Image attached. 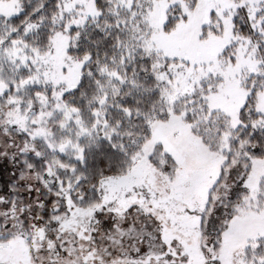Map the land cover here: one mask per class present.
I'll return each instance as SVG.
<instances>
[{
	"label": "rangeland",
	"instance_id": "rangeland-1",
	"mask_svg": "<svg viewBox=\"0 0 264 264\" xmlns=\"http://www.w3.org/2000/svg\"><path fill=\"white\" fill-rule=\"evenodd\" d=\"M2 1L0 121L12 119L15 131L8 129V134L18 131L24 123L22 119H27L31 126L41 117L45 118L42 95H31L41 104L38 109L28 100L23 106L18 105L19 95H25L28 89L50 88L60 98L80 82L82 75L88 73L93 77L102 63L80 57L79 39L92 25L102 24L105 42L116 52L112 58L103 55L101 61L112 67L106 66L110 73L96 85L103 89L102 96L108 95L109 100H103L98 106L94 100L88 103L93 110L88 112L90 129L81 126L79 117L71 116L70 111L45 123V128L55 123L57 132L67 134L71 126H75L73 141L66 152L68 149L70 153L80 155L83 152L80 138L84 135L93 138L95 129L105 124L111 113L107 104L118 105L120 102L121 91L116 86L120 79L119 65H123L125 59H135L142 70L149 66L152 81L148 84L152 94L156 95L157 91V101L149 112L154 142L162 145L179 166V179L172 180L170 186H166L169 182L151 168L154 176L150 179L157 186L162 185V197L155 192V186L145 184L142 172L131 170L122 176L120 188L116 186L118 183H112L106 189L104 203L114 201L117 205L119 202L127 207V212L114 213L115 216L105 212L102 228L89 229L84 234L68 228L57 231L55 264H138L134 259L135 249L152 243L159 225H164L165 238L179 237L189 248L202 243L199 233L191 227V217L186 209L196 208L198 203L202 206V195L210 184V174L218 169V160L216 153L203 142L196 125L201 118L207 119L213 109L220 114V119L229 114L235 121L242 102L241 93L245 91L242 81L259 63L255 42L264 39L257 34L264 33V28L260 27V20L264 19L262 0H105L108 4L106 12L97 7L95 0H61L60 8L55 10L48 24L53 29V36L44 46L30 37L31 30L40 25L33 18L36 9L21 22L16 20L23 11V4L31 0ZM250 15L254 17L257 33L249 27ZM100 18L105 19L100 21ZM140 58H144L146 64ZM12 84L16 87L14 91L10 87ZM258 95L264 100V94ZM139 103L142 105L144 101L140 99ZM47 107L53 110L60 107V103L55 100ZM192 113H195V119L190 115ZM70 117L74 120L72 123ZM36 132L42 135L44 131L36 128ZM132 134L133 140H137L138 133ZM246 135V130L240 131V140L233 149L236 167L241 170L245 165L250 166V155L254 151ZM241 141L246 142L245 147L249 149L248 159L242 154ZM57 144L63 147V140ZM136 156L142 163H149L140 158L142 154ZM249 179L253 184L264 179V160L260 171H250ZM78 210L74 208V211ZM240 212L238 223L241 229H247L259 223L264 208L257 212L253 205ZM92 214L96 215L95 212ZM47 256L39 249L29 247L20 264H44ZM92 256L95 261L90 258ZM9 257H16L14 248L9 251Z\"/></svg>",
	"mask_w": 264,
	"mask_h": 264
},
{
	"label": "trees",
	"instance_id": "trees-1",
	"mask_svg": "<svg viewBox=\"0 0 264 264\" xmlns=\"http://www.w3.org/2000/svg\"><path fill=\"white\" fill-rule=\"evenodd\" d=\"M95 2L100 10L107 11L108 4L105 0ZM60 6L61 0H31L23 4V11L17 15L16 20L21 22L36 9L33 18L40 25L31 30L30 37L44 46L53 36V29L48 25L49 20ZM104 19L100 18V21ZM102 26L92 25L79 39L80 57L102 63L93 77L88 73L82 75L80 82L65 91L60 98L50 88L28 89L25 95H19L21 101H17L18 105L23 106L28 100L35 109L40 108L41 104L46 106V119L43 116L31 126L27 119H22L24 123L20 128L16 126L18 131L14 134H8V129L15 131L10 121L12 119L0 121V218H5L14 226L5 229L4 223L0 222V260L4 264H20L26 256V248L29 247L37 248L48 255L44 264H55L58 254L55 243L57 231L68 228L84 234L89 229L102 228L101 220L105 212L110 216H115L114 213L123 214L127 207L118 201L117 205L114 201L104 203L105 193L112 183H118L116 186L120 188L119 179L131 170L142 172L145 184L149 187L155 186V192L161 197L164 196L162 185L157 186L151 181L154 176L151 168L169 182L166 186H170L172 180L179 179V166L168 151L153 139L154 127L149 120V112L157 101V91L156 95L152 94V87L148 84L152 81V76H149L150 68L147 65L146 70H142L135 59H125V63L119 65L120 79L116 86L121 91L120 102L118 105L107 104L111 113H108L105 124L97 128L98 133L95 129L93 138L86 135L80 138L79 142L83 145L80 155L70 153L68 149L66 152V148L73 141L75 126H71L67 134L57 132L55 123L45 128V123L52 122L65 111H70L71 116L79 117L81 126L90 129L88 112L93 110L88 107V103L94 100L98 106L103 100H109L108 95L102 96L103 89L96 84H100L105 74L110 73L106 66L109 69L112 67L101 61L103 55L112 58L116 50L105 42ZM141 59L146 64L144 58ZM10 87L12 91L16 89L14 84ZM33 94L43 96L40 105L31 98ZM140 99L144 104L139 103ZM55 100L57 104L60 103V107L49 110L47 106ZM70 119L72 123L74 120L72 117ZM36 128L38 131L43 130V134L39 135ZM251 131L246 130V137L252 147L264 143V138L261 137L264 130L257 129L254 136ZM132 132L138 133L137 140H133ZM201 138L205 143L203 137ZM60 139L63 140V147L57 144ZM136 152L142 154L140 158L149 160V163H142ZM250 157V171H260L264 151L254 150ZM74 208H79L78 212ZM36 220H42L43 223L36 224L33 222ZM25 221L30 223V227H24ZM6 232L12 234L5 235ZM13 248L16 251L14 259L9 257V251Z\"/></svg>",
	"mask_w": 264,
	"mask_h": 264
},
{
	"label": "snow or ice",
	"instance_id": "snow-or-ice-1",
	"mask_svg": "<svg viewBox=\"0 0 264 264\" xmlns=\"http://www.w3.org/2000/svg\"><path fill=\"white\" fill-rule=\"evenodd\" d=\"M249 27L257 33L251 15ZM260 27L264 28V19L260 20ZM257 34L264 36V33ZM255 43L259 63L242 81L245 91L241 93L242 102L235 121L229 114L220 119V114L213 109L207 119L201 118L196 125L218 160V169L210 174V184L202 195V206L198 203L196 208L186 209L192 229L199 233L203 242L189 248L179 237L165 238L164 225H159L152 237L153 242L135 249L134 259L138 264H264V214L259 223L250 228L241 229L238 223L242 208L254 205L257 212L264 208V179L253 184L249 179L250 168L247 165L242 170L236 167L233 150L240 140V131L251 129L254 136L257 129H264V100L258 95L264 94V39ZM190 115L195 119V113ZM261 137L264 138V132ZM245 144L241 141V151L248 159L249 149ZM253 148L256 152L264 151V143L253 145ZM0 222L4 223L5 229L14 227L5 218H0ZM33 222L43 223L42 220ZM24 227H30V223L25 221ZM61 249L67 253L66 248L61 246ZM90 258L96 259L94 256ZM0 264L4 262L0 260Z\"/></svg>",
	"mask_w": 264,
	"mask_h": 264
}]
</instances>
